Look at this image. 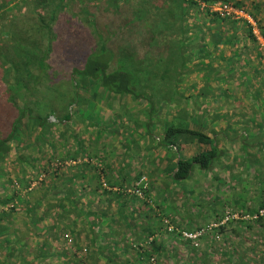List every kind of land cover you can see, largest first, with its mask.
Segmentation results:
<instances>
[{
    "label": "trees",
    "instance_id": "trees-1",
    "mask_svg": "<svg viewBox=\"0 0 264 264\" xmlns=\"http://www.w3.org/2000/svg\"><path fill=\"white\" fill-rule=\"evenodd\" d=\"M263 4L0 0V264H264ZM244 39L249 60L227 49ZM229 79L246 117L215 110ZM218 168L256 197L202 214L192 181L219 190Z\"/></svg>",
    "mask_w": 264,
    "mask_h": 264
},
{
    "label": "rangeland",
    "instance_id": "rangeland-1",
    "mask_svg": "<svg viewBox=\"0 0 264 264\" xmlns=\"http://www.w3.org/2000/svg\"><path fill=\"white\" fill-rule=\"evenodd\" d=\"M241 1V0H238ZM246 1V0H244ZM249 1V3H258L261 4V2H263V0H247ZM251 9V6L249 7ZM263 8H264V4H263ZM255 9V8H254ZM254 12H258L257 10H254ZM261 10V9H260ZM259 15V13H258ZM244 19H247L248 21L250 20V22L252 23L253 26H255L256 23L253 22V20L247 15H242ZM256 27V26H255ZM255 33L259 35L258 31L255 30ZM261 44L264 45V41L262 40V38L260 39ZM249 40L244 39L243 41H241L238 45H236L235 47H228L227 49L230 51V53L233 52H237L239 54H243L244 58L246 60H249V58L252 56L251 53L252 49H247L249 47ZM207 44L210 46L211 42H207ZM248 45V47H247ZM221 49V47L218 49V51ZM261 49H263V46H261ZM227 55L226 53L224 54V56ZM248 55V56H247ZM221 57H223V55H220ZM247 73H249V71L247 70ZM197 77H199L197 74H191L190 75V81H189V85L191 86V83L197 82L199 83V88L200 91L198 92L199 94L201 92H203L204 86L206 83H210L212 84L211 81L206 82L201 80H197ZM227 79V78H226ZM255 80H253V84H255L254 82ZM55 88H57L56 93H48V98H50L49 103H53L56 101V99H60V100H65L64 105L67 104V97L64 95L62 96V94H64V92H68L69 89V81L68 80H60L56 83ZM222 89L224 91H227L229 93V96H227L225 93L221 92L218 93L215 92V94L220 95L219 97H223V99L221 100V103H223V107H219L218 105L216 106L217 108L215 110H217L219 113L225 112V110H229L228 113H232L233 111H236V109L238 108L239 113H241L242 115H244V117L247 116V113L245 112L247 110V112L249 113L250 111L253 112L252 110V106H248L249 102L245 99L242 100L241 98V102L243 104V106L240 103V97L242 94V89L239 85V81H234L233 79H229L228 82H224L222 84ZM50 95V97H49ZM224 95H226L224 97ZM239 102V104H238ZM238 104L237 108H231V106ZM219 107V108H218ZM228 107V108H225ZM191 110H189L190 112L193 111V106H191ZM242 108L245 109V111L242 110ZM50 122L51 123H55V119L54 118H50ZM223 125H227L226 123ZM227 148H230L229 145H226ZM236 157V154L234 152H232L229 157H227V160L232 161L233 158ZM224 168H218L216 170V172L223 174V176L221 177V180L219 183H221L224 186H220L219 190L217 189V182L215 180H213L212 175L211 176H205L204 178H196V180L192 181V185L190 187V192H189V197H188V204H198L203 206L202 208H200V206H197L196 210L200 211L202 214L206 213L205 210H209L212 208H216L218 207L219 210H228V206H227V201L231 200L232 195H234V193L238 194V196L241 199H245L247 200H254V198L256 197V189L253 187L254 182H252L251 180H248L249 177L252 176V174L248 173L247 171H244L243 168L240 169V172L244 175V179L246 181L243 182H239L238 179H235V181L233 182V188H227L228 184L231 182V180L235 177L236 175V171H231L229 169H226V171H223ZM243 179L242 177H239V180ZM215 200L216 203H215ZM179 204L177 203V201H171V207H170V212L175 211L176 215H180V216H189L193 215L194 212H192V210L187 206V208H181L178 206ZM208 208V209H207ZM177 210V212H176ZM205 211V212H204ZM197 215H193V219L195 220V224L197 225H201L203 222L202 218H197ZM206 223H212L211 219L209 218V220Z\"/></svg>",
    "mask_w": 264,
    "mask_h": 264
},
{
    "label": "built area",
    "instance_id": "built-area-1",
    "mask_svg": "<svg viewBox=\"0 0 264 264\" xmlns=\"http://www.w3.org/2000/svg\"><path fill=\"white\" fill-rule=\"evenodd\" d=\"M215 10L216 11H219L220 13H222L223 15L224 14H226V15H228V14H231V13H233V14H235L237 17H243L242 15V13H238V12H236V11H234L233 9H230L229 7H227V6H221V5H219V6H217L216 8H215ZM263 46V50H264V45H262ZM226 220H228V219H226ZM202 233H185V237L187 238V239H189V240H191V241H196V240H198L199 239V237H200V235H201Z\"/></svg>",
    "mask_w": 264,
    "mask_h": 264
}]
</instances>
